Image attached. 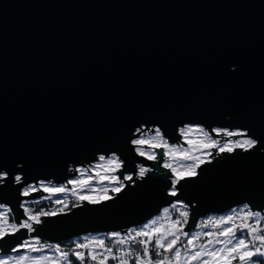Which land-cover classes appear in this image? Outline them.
<instances>
[{"label": "water", "instance_id": "water-1", "mask_svg": "<svg viewBox=\"0 0 264 264\" xmlns=\"http://www.w3.org/2000/svg\"><path fill=\"white\" fill-rule=\"evenodd\" d=\"M187 126L246 130L260 145L182 182L185 231L244 204L264 210V0H0V168L57 185L100 155L120 156L126 173L153 169L112 201L45 218L32 236L63 245L160 216L177 199L171 172L130 139L158 127L174 144ZM3 183L0 203L17 220L21 200L48 195ZM25 239L0 241V254Z\"/></svg>", "mask_w": 264, "mask_h": 264}, {"label": "snow or ice", "instance_id": "snow-or-ice-1", "mask_svg": "<svg viewBox=\"0 0 264 264\" xmlns=\"http://www.w3.org/2000/svg\"><path fill=\"white\" fill-rule=\"evenodd\" d=\"M150 131L154 133L151 136L143 128H137L135 138H131L130 143L134 146L135 153L144 160L158 162L168 158L180 161L177 166L170 162L162 164L164 169L171 172V187L167 195L177 198L171 202V210H177L178 206L183 204L179 200L182 182L196 178L202 167L211 164L216 156L232 155L238 150L250 152L260 145V140L250 137L246 130L218 127L205 130L202 126H188L181 129V134L184 143L189 147L181 151L182 146L168 143L160 128ZM193 132L199 133L200 136L192 139ZM241 137L243 139H240ZM99 160L106 163L96 165L104 172H96L98 182L111 185L101 189L99 195L93 194L95 188L90 187L94 181L92 175H88L86 179L68 180L67 183L74 186L68 189L51 186L45 181L27 183L21 173L10 175L8 171L0 168V190L7 186L3 182L11 181V184L21 186L19 195L23 198L33 197L36 193L48 194L35 199L33 203L57 197L54 200L55 205L63 206L58 207L56 211L34 210L29 200L23 199L19 205L23 210V218L17 220L13 208L0 203V241L15 237L21 231L30 235V239L22 240L11 249L16 255L0 257V264H25L26 261L28 264H88L89 260L93 264H110V261H115L116 264H264V210H253L248 204L232 209L230 215L218 219L209 217L199 225V231H185L190 217V212L185 209L179 211L178 218L171 220V226L167 228L157 227V219H152L150 223L131 228L123 235L120 232H111L108 234L109 238H118L117 244L125 246L116 251L107 247L104 239L97 238H85L86 242H76L71 252L63 251L60 244H42L38 236L31 234L37 231V226L42 225L45 218L67 214L65 208L68 206L64 205L59 196L71 191L77 201L72 207L80 208L84 204L101 205L114 200L129 185H134L136 180L144 181L153 171L152 168L141 164L134 173H126L124 161L115 153L109 157L100 155ZM156 166L159 167V163ZM77 171L83 176L86 170ZM163 212L167 218L170 208L165 207ZM209 224L215 230L204 231ZM93 242L97 243L102 251H93L90 248ZM53 248L54 252L59 254L56 259L41 254L45 249Z\"/></svg>", "mask_w": 264, "mask_h": 264}, {"label": "rangeland", "instance_id": "rangeland-1", "mask_svg": "<svg viewBox=\"0 0 264 264\" xmlns=\"http://www.w3.org/2000/svg\"><path fill=\"white\" fill-rule=\"evenodd\" d=\"M148 135H150V134H148ZM199 136H200L199 133L193 132L192 135H191V138L192 139H197ZM216 138L217 139H222L221 137H216ZM240 139H243V137H241ZM178 145L179 146H182L181 149H180L181 151H183L184 148L189 147L187 144L184 143V138H182V143L181 144H178ZM178 145H173V146H178ZM165 162L173 163V166H177L180 163L179 160H169L168 158H165ZM105 163L106 162L99 161L98 163H95V165H93L91 167L83 168V170H86L85 171V175L81 176L80 172L78 171V176L75 177L74 179H86L88 175H92L94 177V181H93V185L90 186V187H94L95 188V192L93 194L99 195L101 189H103L104 187H111V185L99 183L98 182V177H96V175H95L96 172H100L101 174H104L103 169L102 168H97L96 165L97 164H105ZM76 170H77V168H76ZM74 171H75V168H74ZM74 171H71V172H74ZM51 186H54V185H51ZM68 186H69V184H68ZM68 186H67L68 189H72L74 187L72 185H70L71 188L68 187ZM110 194H112V193H110ZM112 195H115V194H112ZM43 196H45V195H43ZM56 198L57 197H51L48 200H42L40 203H33L32 201H29V202H30V206L34 210H36L38 208L37 206L40 205L42 202H49L51 204V208H50L51 211H56L58 207H63V206H57V205H55L54 200ZM58 198L59 199H62L64 201V205H67L68 206L67 208H65V212L71 211L70 208L72 207V205H74L75 203H77L76 197L74 195H72V192L71 191L66 192L65 194L59 196ZM161 216L162 215L154 218V219H157V227H161V226H159L160 225V221H161ZM85 238H87L88 240H92L93 238L104 239L105 240V244H106L107 240L109 239V237H107L105 235L97 234V235L83 236L82 239L76 238L74 243H76V242H86L85 241ZM117 239L118 238H115L114 241H116ZM32 242L34 243V241H32ZM90 248L93 251H98V249H100L99 245L97 243H95V242H93L92 244H90ZM21 254H26V255H29V256L30 255H36V253H21ZM41 254L46 255V256H49L51 259H56V257H57V255H55L53 253H46V252H44V253H41ZM11 255H16V253H13ZM1 257H5V256H1ZM25 264H28V262L26 261Z\"/></svg>", "mask_w": 264, "mask_h": 264}, {"label": "built area", "instance_id": "built-area-1", "mask_svg": "<svg viewBox=\"0 0 264 264\" xmlns=\"http://www.w3.org/2000/svg\"><path fill=\"white\" fill-rule=\"evenodd\" d=\"M154 128H157V127H152V128H150V129H147V128H145V127H143V129H144V131L145 132H147L148 134H150L149 136H151V135H153L154 133L153 132H151L150 130L151 129H154ZM184 128H186V127H184ZM184 128H182V129H184ZM162 132V131H161ZM183 138V137H182ZM223 139V138H222ZM167 140V139H166ZM168 141V140H167ZM168 143L169 144H171V145H178V144H181L182 143V141L181 142H178V143H174V144H172V143H170L169 141H168ZM100 161V160H99ZM98 161V162H99ZM98 162H96V163H98ZM93 165H95V163L93 164ZM93 165H91V166H93ZM91 166H87V167H91ZM87 167H79V168H77V170L78 169H80V170H83V168H87ZM72 171H74V169L72 170ZM76 172V170L74 171V173ZM78 172V171H77ZM78 175H76L75 177H77ZM74 177V178H75ZM73 178V179H74ZM49 184L50 185H54V186H62V187H67L68 186V183H65V184H62V185H57V184H55V183H53V181H51V182H49ZM170 208V213H169V215H168V217L167 218H165V216H164V212L162 211V216H161V223H160V225L159 226H161V227H164V228H167V227H170L171 226V220H173V219H176V218H178V215H179V211H181V210H188L189 212H190V207L187 205V204H185V203H183L182 205H180V206H178V209L177 210H171V206L169 207ZM231 214V212L230 213H227V214H225V215H221V216H227V215H230ZM221 216H218V215H215V216H210L211 218H214V219H218L219 217H221ZM209 218V217H208ZM207 218V219H208ZM207 219H205V220H207ZM150 223V222H149ZM237 223H239V220H237ZM157 226V225H156ZM135 228H139V227H135ZM186 228V227H185ZM209 230H215V229H213V227H212V225L211 224H209V226H208V231ZM128 232V231H127ZM42 244H48V243H43V242H41ZM50 245H53V246H55L56 244H50ZM61 246V245H60ZM108 247H111V248H113V250L114 251H116L117 249H119L120 247H125V246H121V245H119V244H117V245H114V244H111V246H108ZM61 249L63 250V251H69V252H71L72 250H74V249H71V248H68V247H64V246H61ZM44 252H46V253H53V254H55V255H59L58 253H55L54 252V248L53 249H45V251ZM92 262V261H91ZM92 264H93V262H92ZM110 264H116V262L115 261H110Z\"/></svg>", "mask_w": 264, "mask_h": 264}, {"label": "trees", "instance_id": "trees-1", "mask_svg": "<svg viewBox=\"0 0 264 264\" xmlns=\"http://www.w3.org/2000/svg\"><path fill=\"white\" fill-rule=\"evenodd\" d=\"M38 208L36 209V210H40V209H44V210H50L51 211V204L49 203V202H42L40 205H38L37 206ZM73 208H75V207H71L70 209L72 210ZM203 221H205V220H201L200 221V223H199V225L200 224H202L203 223ZM160 223H161V221H160ZM199 225H198V228L195 230V231H199V230H201L200 228H199ZM204 231H208V228H206V229H203ZM102 235H104V234H102ZM87 236H90V235H87ZM105 236H107V237H109L108 235H105ZM83 237V236H82ZM82 237H79L80 239H82ZM114 239L115 238H109L108 240H107V242H106V246L108 247V246H111V244H114V245H117V240L116 241H114ZM75 239L74 240H72V241H70V242H67L66 244H63V245H61V246H64V247H68V248H71V249H74L75 248ZM203 242V241H202ZM98 251H102V249H98ZM1 255V254H0ZM2 256V255H1ZM0 256V257H1ZM88 264H92V262L89 260V262H88Z\"/></svg>", "mask_w": 264, "mask_h": 264}]
</instances>
